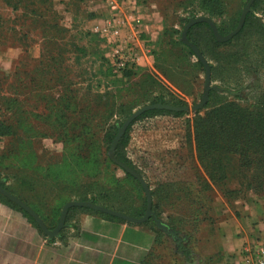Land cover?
<instances>
[{
    "label": "rangeland",
    "instance_id": "1",
    "mask_svg": "<svg viewBox=\"0 0 264 264\" xmlns=\"http://www.w3.org/2000/svg\"><path fill=\"white\" fill-rule=\"evenodd\" d=\"M50 1L54 12L45 15L55 16L58 27L44 30L45 36L37 18L0 0V123L6 132L0 135V180L52 229L63 205L77 200L78 192L94 190L93 186L97 191L121 186L132 194L127 203L143 206L141 186L109 160L111 143L105 133L114 125L116 134L117 126L137 108L151 104L148 99L155 95L162 94L166 101L183 100L191 109L200 101L204 71L193 79L190 67L184 65L193 84L175 83L155 67L151 54L162 40L163 29H177L179 39L186 24L182 17H191L183 10L191 7L190 0ZM244 1L228 0L227 17ZM130 49L137 61L119 66V54ZM173 55L181 53L175 48ZM128 110L131 113L126 117ZM204 111L196 112L202 115ZM196 112L137 121L126 150L157 195L152 197L156 217L168 228H183L180 237L188 233L195 237L193 264H218V254L210 253L218 238L212 228L226 219L248 215L254 208L264 209V190L225 198L213 186L196 158L191 122ZM89 184L93 185L90 189ZM159 185L168 187L169 194L162 190L159 197ZM230 187L239 188L236 182ZM25 213L0 200V229L25 226L43 242L59 238L65 242L75 233L64 227L58 237L48 238ZM205 214L211 224L202 219ZM144 225L155 226L152 220ZM161 232L163 243L156 244L145 264H186L175 255L170 235ZM7 249L2 246L0 250Z\"/></svg>",
    "mask_w": 264,
    "mask_h": 264
},
{
    "label": "trees",
    "instance_id": "2",
    "mask_svg": "<svg viewBox=\"0 0 264 264\" xmlns=\"http://www.w3.org/2000/svg\"><path fill=\"white\" fill-rule=\"evenodd\" d=\"M4 1L12 9L17 11L22 7L30 17L37 18L44 33L46 29L58 27V23L54 22L57 19L55 16L46 18L47 15H45L54 12L51 9L50 0ZM39 2L42 5L37 7ZM245 2L246 0L243 2V6ZM189 4L191 7L188 6V8L183 9L185 13L191 17L206 16L210 18L216 24L221 35H225L235 28L243 7L227 17L228 0H190ZM187 20L188 16L181 19L184 24L187 23ZM31 22L36 21L33 19ZM167 34H169L168 38H166ZM178 34L177 29H163L160 36L162 40L158 48L151 51V54L155 67L161 71L163 76L172 79V82L177 83L180 81L190 87L192 79L190 80L189 74L182 67L184 65L190 67L193 79L197 78V72L204 71V68L196 60L190 48L175 37ZM44 35L47 36L46 33ZM186 35L188 41L194 44L209 62L211 81L214 83V88L209 92L208 103L204 106L205 111L202 115L196 112L191 121L197 161L208 180L221 191L223 197H235L241 192L260 193L264 190V0L253 2L241 30L227 42H217L206 23L194 24L188 29ZM175 48L180 51V56L173 55ZM166 66H171V69L166 70ZM129 73L126 75H129ZM148 100L151 104L160 102L178 107L185 106L183 100L166 101L162 94L152 96ZM130 113L131 111L128 110L126 117ZM184 114V111L175 112L157 109L142 113L128 126L119 140L115 149L116 158L140 174L148 184L145 172L137 167L127 154L126 148L129 143V132L132 125L137 121L154 116L171 115L180 117ZM2 124L3 122L0 123V135L6 133ZM115 132L116 127L112 125L109 131L105 133L104 138L109 144L115 136ZM123 173L126 178L138 183L131 175L124 171ZM235 182L239 188L230 187V184ZM202 183L204 190H208V184L206 182ZM89 185L88 189L93 186L92 184ZM138 185L140 184L138 183ZM2 187L12 194V191L7 187L4 185ZM92 189L94 190L89 193L85 191L78 192V196L75 198L78 201H91L135 218H139L144 214L145 198L141 208L133 207L126 202V200L130 201L132 197L130 195L132 194L121 186L115 185L106 189L101 187L98 191L97 187L93 186ZM158 189V193L160 191L159 197H162V190L167 194L170 191L168 187L160 185ZM102 192L111 195L113 202H110L107 195H103ZM151 195L153 198L155 196L157 198V195L154 196L153 191H151ZM0 200L12 208L24 212L2 195H0ZM120 204L122 206H118ZM155 206V203H152V211L157 216ZM33 210L36 212L35 209ZM77 211L93 212L125 222L113 216L83 207H71L67 212L65 222L67 223L71 214ZM28 218L33 221L30 216ZM202 219H208L209 223L212 221L206 214L203 215ZM169 228L176 233V237L170 235L173 239L175 255L179 256L184 263L193 264L197 254L193 251L191 243L195 242V237L190 233L180 237L179 234L184 231L183 228L177 229L174 225H169ZM151 229L156 235L155 244H162L163 233L155 226Z\"/></svg>",
    "mask_w": 264,
    "mask_h": 264
},
{
    "label": "crops",
    "instance_id": "3",
    "mask_svg": "<svg viewBox=\"0 0 264 264\" xmlns=\"http://www.w3.org/2000/svg\"><path fill=\"white\" fill-rule=\"evenodd\" d=\"M259 210L212 228L218 238L210 253L218 254V264H246L245 253L252 245L264 249V209ZM66 229L75 233L65 242L61 238L38 241L25 226L0 229V245L8 247V251L0 250V264H145L156 246L153 230L144 223L83 211L71 214Z\"/></svg>",
    "mask_w": 264,
    "mask_h": 264
},
{
    "label": "water",
    "instance_id": "4",
    "mask_svg": "<svg viewBox=\"0 0 264 264\" xmlns=\"http://www.w3.org/2000/svg\"><path fill=\"white\" fill-rule=\"evenodd\" d=\"M254 1L255 0H247L244 7L242 8L241 14L239 16V19H238V22H237L235 28L225 35H221L218 32L217 26L214 23V21L211 20L210 18L206 17V16L189 17L187 20V23L183 26V28L180 32L179 40L184 45H186L188 48H190V50L195 55L196 59L203 65V68H204L203 91H202V94L200 97V101L197 104L193 105L191 107V109H189L188 106L178 107V106H172V105H168V104H162L160 102L154 103V104H146V105L141 106V107L137 108L136 110H134L123 121V123L121 125L117 126V133L115 134L114 138L111 141V144H110L109 149L107 151V156L113 164L118 166L124 172L131 175L140 184V186L144 192L145 201H146L145 211L141 217H139V218L131 217L129 215H126V214L108 209V208L103 207L101 205L92 203L91 201L71 200V201L66 202L63 205L61 212H60V215H59L58 222L55 225V227L52 229H49L46 227V225L44 224L42 219L39 217V215L30 206H28L25 202H23L22 200H20L19 198H17L16 196H14L13 194H11L10 192H8L6 189H4L2 187L1 180H0V194L2 196H4L5 198H7L9 201L16 204L22 210H24L35 221V223L37 224V226L39 227L41 232L44 235H46L48 238H54V237L59 236L60 230H62L65 227V220H66L67 212L71 207L89 208V209L98 211L100 213H103V214L124 220L125 222H129L132 224H142V223L147 222L148 220H152L153 223L155 224L156 228L165 232L166 234L175 236V232L173 230H170L164 223H162L156 217L154 212L152 211L151 191H150L148 184L144 180V178H142V176H140V174H138L135 170H133L128 165L122 163L121 161H119L116 158V156H115L116 146H117L119 140L121 139V137L126 132L128 126L138 116H140L142 113H144L148 110L157 109V110H169V111H175V112H179V111L187 112V111L191 110L192 112H196V111L204 108V106L208 103V100H209V92L212 88H214L213 85L211 84L210 64L204 58V56L201 54L199 49L194 44H192L190 41H188L186 33H187L188 29L191 26H193L194 24L206 23L210 27L212 34H213V36L217 42H219V43L227 42V41L231 40L241 30V28L244 24V21H245V17L247 15V13L250 11L251 5L253 4Z\"/></svg>",
    "mask_w": 264,
    "mask_h": 264
},
{
    "label": "built area",
    "instance_id": "5",
    "mask_svg": "<svg viewBox=\"0 0 264 264\" xmlns=\"http://www.w3.org/2000/svg\"><path fill=\"white\" fill-rule=\"evenodd\" d=\"M118 31L114 30L113 34L117 35ZM119 66L125 67L128 64H133L137 61L136 53L130 49L123 55L119 54ZM246 264H264V249L259 245H252L245 253Z\"/></svg>",
    "mask_w": 264,
    "mask_h": 264
}]
</instances>
